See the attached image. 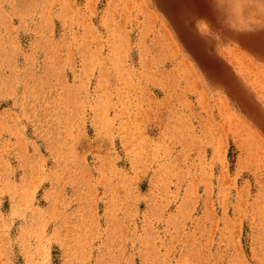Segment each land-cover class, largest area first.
I'll use <instances>...</instances> for the list:
<instances>
[{
	"label": "rangeland",
	"instance_id": "1",
	"mask_svg": "<svg viewBox=\"0 0 264 264\" xmlns=\"http://www.w3.org/2000/svg\"><path fill=\"white\" fill-rule=\"evenodd\" d=\"M0 264H264V0H0Z\"/></svg>",
	"mask_w": 264,
	"mask_h": 264
}]
</instances>
